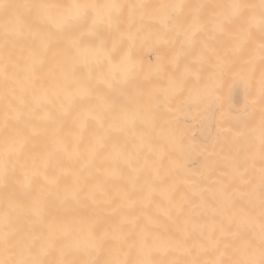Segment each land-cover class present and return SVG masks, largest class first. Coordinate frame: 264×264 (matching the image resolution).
Masks as SVG:
<instances>
[{
    "label": "bare ground",
    "instance_id": "bare-ground-1",
    "mask_svg": "<svg viewBox=\"0 0 264 264\" xmlns=\"http://www.w3.org/2000/svg\"><path fill=\"white\" fill-rule=\"evenodd\" d=\"M50 16L58 22L63 9H51ZM7 21L0 13V163L10 169L7 184L0 181V217L5 211L12 216L17 240L34 249L54 242L56 251L43 257L47 260L59 258L60 249L76 264L140 259L127 245L98 248L93 237L103 229L119 234L128 220L124 231L137 234V240L142 228L150 230V246L158 249L152 259L185 264L218 258L212 251L186 254L176 246L185 233L189 246L205 247L201 233L207 237L213 226V239L221 225L258 237L260 105L253 101L264 73L258 31L255 45L242 52L238 39L213 32L212 25L194 41L181 34L158 43L148 36L158 30L156 20H141L138 10L130 31L122 25L123 36L103 27L85 39L75 57L66 58L58 47L44 51L46 34L55 30L36 17H29L23 33L5 47ZM52 42L64 46L67 38L54 36ZM205 43L211 56L201 55ZM126 54L135 73L121 63ZM139 93L143 103L119 109L129 94ZM249 128H255L251 135ZM250 153L255 158L237 170ZM253 187L255 199L246 195ZM121 192L132 193L135 203L122 199ZM19 205L32 211L21 212Z\"/></svg>",
    "mask_w": 264,
    "mask_h": 264
},
{
    "label": "snow or ice",
    "instance_id": "snow-or-ice-1",
    "mask_svg": "<svg viewBox=\"0 0 264 264\" xmlns=\"http://www.w3.org/2000/svg\"><path fill=\"white\" fill-rule=\"evenodd\" d=\"M54 8L63 9V18L58 22L50 16V10ZM138 10L141 20L146 16L156 20L159 28L157 31L149 33L148 36L158 43L170 40L173 35L181 34L185 36L186 40L194 41L200 32L209 29V25H212L213 32L238 39L237 51L242 52L246 46L255 45L254 33L258 31V52L261 59L264 60V0H258V3L250 2V0H226L223 4L186 3L184 0H180L178 3L160 5L124 4L119 0H72L71 3L63 5L48 3L47 0H17L16 3L12 4L0 0V13L8 18L3 29L5 47L14 35L18 36L23 33L29 17H36L46 20L55 30L46 34L44 51L48 52L53 47H58L60 54L66 58L75 57L85 47V39L95 36L103 27L121 33L123 36L122 25L126 22L130 31ZM54 36L66 37L67 44L64 46L53 45ZM212 54L214 53L210 45L205 43L201 46L202 56H211ZM253 59L254 55H250L248 62L251 63ZM121 63L126 66L127 72L135 73L136 65L130 54L123 56ZM5 72H7V65H5ZM143 102V93L129 94L128 98L118 106L121 111H129ZM253 102H258L260 105L259 235L258 237L249 236L242 233L239 228L233 231L230 227L221 225L219 228L220 236L213 239L212 234L217 231V228L213 226L207 237L201 233V238L208 241V245L205 247L202 243H194L189 246V234L185 233L182 239L176 241V246L182 248L186 254H192L194 250L218 253L216 259L200 260L194 258L185 264H264V73L261 75L258 100ZM254 132L255 128L248 129L249 135ZM32 134L38 135L39 133L33 129ZM244 134V132L238 133V135ZM179 142L183 143V138H180ZM254 158L255 153H250L235 167L238 170L240 166L246 165L249 160ZM9 175L10 169L7 163H0V181L5 182L6 185ZM51 182L55 183L56 181L52 180ZM132 195L130 192L120 193L122 199L135 203L132 200ZM246 195L255 199L256 188L253 187ZM19 208L21 212L32 211V209H25L23 205H19ZM182 208L183 205L181 204L178 211ZM129 222L128 220L121 222L116 230L119 234L106 229L94 232L93 237L96 246L102 248L108 243H111L113 247L127 245L129 251H136L137 255L142 256V258L136 260L110 259L104 264H161V262L152 259L154 252L158 249L150 246L148 239L150 230L147 227L142 228L139 233V240H137V234H128L124 231L125 224ZM0 225H2L0 247H2L4 254V258H0V264H76V262L63 258L65 255L63 249L59 250V258L43 259V257H48L53 251H56L54 242L34 249L31 244L22 239L17 240V230L12 226L13 218L8 211H5L0 217ZM225 236L230 237V239L225 240ZM229 254L233 258L224 259ZM84 264H88V262H84ZM91 264H100V262L94 261ZM171 264H176V262L173 261Z\"/></svg>",
    "mask_w": 264,
    "mask_h": 264
}]
</instances>
